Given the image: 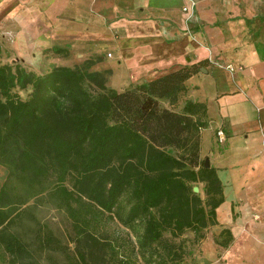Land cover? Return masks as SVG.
<instances>
[{"label":"rangeland","instance_id":"1","mask_svg":"<svg viewBox=\"0 0 264 264\" xmlns=\"http://www.w3.org/2000/svg\"><path fill=\"white\" fill-rule=\"evenodd\" d=\"M62 15L54 28L42 24L39 31L32 22H11L0 7V264H207L206 239L208 247H215L218 241L227 243L230 234L227 228L218 231L215 218H208L207 202L204 211L196 203L190 210L181 206L179 189L185 184L197 185L201 196L209 197L207 182L189 180L180 162L171 158L173 153L186 159L185 145L169 142L166 129L150 133L155 123L144 129L156 142L138 139L97 97L136 89L137 84L144 88L152 79L127 85L129 80L111 75V49L92 53L84 17ZM202 64L200 60L188 68L198 70ZM20 99L29 104L20 105ZM174 99L162 97L160 106L176 108L179 101ZM92 100L98 115L82 147L71 151L68 168H62L51 135L29 141L37 118L55 129L57 139L71 137L76 123L88 116ZM105 135L117 145L111 158L102 160ZM87 163H96L95 172L81 182L79 173ZM119 178L124 190L109 207ZM137 189L142 202L132 212ZM18 210L20 215L12 218Z\"/></svg>","mask_w":264,"mask_h":264},{"label":"crops","instance_id":"2","mask_svg":"<svg viewBox=\"0 0 264 264\" xmlns=\"http://www.w3.org/2000/svg\"><path fill=\"white\" fill-rule=\"evenodd\" d=\"M0 1L11 22L39 31L62 14L83 16L88 50L111 49V75L127 85L203 60L182 79L172 109L198 104V151L221 185L215 225L230 238L215 247L206 239L204 255L207 264H264V0H195L190 10L191 0Z\"/></svg>","mask_w":264,"mask_h":264},{"label":"trees","instance_id":"3","mask_svg":"<svg viewBox=\"0 0 264 264\" xmlns=\"http://www.w3.org/2000/svg\"><path fill=\"white\" fill-rule=\"evenodd\" d=\"M184 67L185 68H179L175 71L144 82V88L138 86L139 84H137L136 89L127 88L122 91L115 89L109 94L100 93L97 97L98 99L103 100V103H107L110 106V116L114 119L121 120L126 129L131 131V134L138 137V139L145 138L156 142V139L148 134V132L144 129L145 125L151 124L150 126H152V124L155 123V131L150 129V133L160 132V130L166 129L165 132H169L171 135L169 142L173 144L177 143L175 140H179L181 145H185V148L183 149L187 151L186 159L183 158V154L181 157H178L169 152L171 154V158L176 162H180L181 168L186 170L183 174L189 180L196 181L201 178L207 182L206 189L207 196L209 197L203 198L201 194L194 189V185L187 186L185 184L179 189L182 192V201L184 202L181 206L190 210L192 206L191 204L196 203L194 206L203 207V211L204 208H207L208 206V211L205 213H208V218H214L215 208L222 200L223 195L221 193V185L218 182L217 176L214 174L212 169L210 170V166L205 165L204 159L200 160L197 132L201 123L199 119H195L194 117V114L199 108L198 104L188 100L183 111H177L168 107L160 106V98L176 97L182 89V79L192 73V70H190L187 66ZM187 68L189 71H187ZM19 103L20 105H28L29 100L20 99ZM89 108L88 116L83 119L82 122L79 121L76 123L74 126V134L71 137L63 140L57 139L55 129L51 125L43 122L40 118H37L34 120V124L28 132L29 141H35L43 134L51 135L54 139V149L56 150V153L59 154L58 157L63 164L62 168H68L71 161V151H77L82 147L84 142L89 137L90 130L94 126L95 118L98 115L99 110L96 107V100L90 101ZM17 117L18 115L16 114V119ZM116 145L117 143L111 142L106 135L103 137L100 145V151L101 155L105 156V159L102 157V160L111 158L112 151ZM140 148L141 144L138 145L137 150ZM137 150L136 152H138ZM102 162L103 161H99L98 164ZM191 164H197L200 165V167L199 169L194 170L191 169ZM95 166L96 163L85 164L80 170L79 180L83 182L90 178L95 172ZM123 180L124 179L119 178L115 181L109 195V207H113L117 204L118 199L124 190ZM151 188L155 191L156 189L160 190V186H154ZM194 196H196L195 199ZM132 198L134 199L131 208L132 212L140 210V204L142 202L141 191L139 189L135 190ZM205 202L208 203L207 206L205 205ZM20 211L21 210H18L12 218L20 215ZM19 264L32 263L21 262Z\"/></svg>","mask_w":264,"mask_h":264},{"label":"built area","instance_id":"4","mask_svg":"<svg viewBox=\"0 0 264 264\" xmlns=\"http://www.w3.org/2000/svg\"><path fill=\"white\" fill-rule=\"evenodd\" d=\"M195 3H196L195 0H191V2H190L189 5L184 6V10H190L192 7H194ZM109 54H112V53L110 52ZM228 66H229L231 69L234 68L232 64H229ZM221 133H223V130L219 129V130H218V134H221Z\"/></svg>","mask_w":264,"mask_h":264},{"label":"water","instance_id":"5","mask_svg":"<svg viewBox=\"0 0 264 264\" xmlns=\"http://www.w3.org/2000/svg\"><path fill=\"white\" fill-rule=\"evenodd\" d=\"M201 69H203V70H207L206 67H204V66H202ZM204 161H205V165H206V166H209V165H210V158H209L208 156L205 157ZM194 189H195V190H198L199 187H198L197 185H195V186H194Z\"/></svg>","mask_w":264,"mask_h":264}]
</instances>
